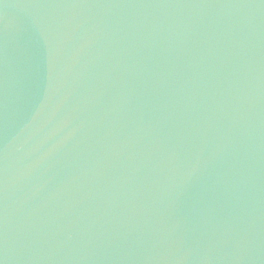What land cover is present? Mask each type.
<instances>
[{
  "label": "water",
  "instance_id": "obj_1",
  "mask_svg": "<svg viewBox=\"0 0 264 264\" xmlns=\"http://www.w3.org/2000/svg\"><path fill=\"white\" fill-rule=\"evenodd\" d=\"M0 264H264V0H0Z\"/></svg>",
  "mask_w": 264,
  "mask_h": 264
}]
</instances>
